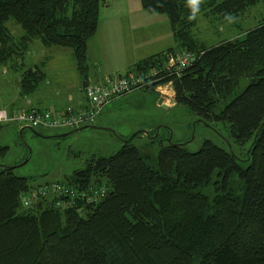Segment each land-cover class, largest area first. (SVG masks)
Wrapping results in <instances>:
<instances>
[{
	"label": "trees",
	"instance_id": "1",
	"mask_svg": "<svg viewBox=\"0 0 264 264\" xmlns=\"http://www.w3.org/2000/svg\"><path fill=\"white\" fill-rule=\"evenodd\" d=\"M101 1L0 0V66L21 68V94L45 78L39 64L25 61L33 41L70 48L87 78V44ZM140 3L166 14L176 45L94 83L130 74L141 78L137 89L171 81L174 103L207 124H227L241 153L210 139L189 151L164 142L167 136L160 138L154 127L145 132L148 144H135L144 133L138 130L113 153L93 154L66 182L34 184L35 176L0 165V264H264V18L234 38L206 44L193 37L187 0ZM258 3L264 0H206L200 10L238 16ZM9 20L23 32L14 36ZM181 52L192 54L190 65L179 72L164 68L168 54ZM153 69L159 79L145 84ZM20 109L30 108L7 111ZM53 182L72 194L51 192ZM92 186L104 187L105 195L92 197ZM63 200L66 207L59 206Z\"/></svg>",
	"mask_w": 264,
	"mask_h": 264
},
{
	"label": "rangeland",
	"instance_id": "2",
	"mask_svg": "<svg viewBox=\"0 0 264 264\" xmlns=\"http://www.w3.org/2000/svg\"><path fill=\"white\" fill-rule=\"evenodd\" d=\"M203 2L206 5V0ZM263 18L264 3H258L238 16L215 14L208 6L200 10L193 18L191 32L198 42L211 44L221 39L234 38L255 26ZM98 24L101 25V32L106 28L108 33L117 31L118 26L121 27L123 34L129 35H126L128 44L134 45L133 39L135 38H151L149 30L133 29L134 25L132 24H151L150 31L153 37L155 35L160 37L150 44V50L147 48V52L140 54L142 56L128 55L127 46L125 49L123 46L115 45L107 53V58H105L106 53H102V60L99 62L88 58V74H91L88 77L90 79L94 77L91 76L95 75L97 67L102 64H104L102 65L104 68L101 70L103 74L113 69H118V72L123 73L126 70L125 67L132 63L131 61L176 45L166 14L146 11L142 8L140 0H102ZM7 27L15 33L14 36L23 32L21 27L12 20L7 22ZM140 31L142 34H139ZM161 31L160 35L158 32ZM137 45L141 47L140 44ZM38 47L40 49L43 47L39 41L31 43L26 51L28 55L25 61L27 64L38 63L53 52V50H47L42 55L38 51ZM51 47L59 48L58 46ZM31 50H33L32 53H30ZM53 56L54 54L51 57ZM62 56L65 57L54 58V62H51L49 67L51 68L49 72L52 71L53 76L58 71L56 76L50 75V79L47 78L49 83L46 89L52 91L50 96L52 101L68 97L69 92L67 91L59 98L54 96L57 87L64 89L70 83L79 81L73 55L66 53ZM17 69L0 66V110L4 107L3 102L9 99L13 92H16L21 72V68ZM57 81L59 84H56ZM160 90L169 93L170 98L172 95L174 96L171 84L161 86ZM160 90L156 87L154 89H135L130 93L126 92L117 96L100 110L93 127L74 130L64 136L60 135L68 132L67 130L41 127H37V129L44 136L32 134L28 128H24L20 133L23 124L15 121L2 122L0 125V146L7 148L4 153L0 152V165L16 166L14 172L18 175L35 176L34 184L45 181L66 182V176L70 175L74 169L83 167L86 160L93 154L113 153L119 148L123 139L130 137L138 130H144V133L135 138V144H148L145 132L157 126H162L156 132L159 133V137L163 139L167 136V141L164 142L171 141L184 145L189 151L198 149L204 139H210L219 146L241 153V148L233 141L227 124L222 122L207 124L192 113L187 106L174 104L173 99L166 102L171 107H163L158 104V98L161 96ZM158 144V141L152 143L151 152H156ZM43 195L50 196L48 193Z\"/></svg>",
	"mask_w": 264,
	"mask_h": 264
},
{
	"label": "crops",
	"instance_id": "3",
	"mask_svg": "<svg viewBox=\"0 0 264 264\" xmlns=\"http://www.w3.org/2000/svg\"><path fill=\"white\" fill-rule=\"evenodd\" d=\"M132 25H134L133 29L136 28V29L142 30L144 28L146 30H149V33H150L149 35H151V38L150 37H143L142 39H136L135 38V39H133L134 45L132 43L128 44L126 41L127 33L123 34V29H121V27L118 26L117 31H111L110 33H112V34H110V33L106 32V30H105L106 28H104L103 32H101V25L98 24L95 34L89 39L88 44H87V62H88V58H91L93 61L95 60L96 62L101 61L102 60V53L103 54L106 53L105 58H107L108 57L107 53L110 52L114 48L115 45L123 46L125 49L127 46V50L129 51L128 55H131V56L134 54L136 56H142L140 54H143V53L147 52L148 50H150L151 49L150 44H152V42L155 39L159 38L160 36L155 35L153 37V34L150 31L151 24H132ZM170 31H171V29H170ZM158 33L161 35L162 31L158 32ZM139 34H142V32L140 31ZM143 34H144V31H143ZM171 34H172V32H171ZM127 36H129V35H127ZM172 38H173V36H172ZM173 40H174V38H173ZM115 42H116V44H115ZM128 42H129V39H128ZM121 43H124V44L122 45ZM137 44H140L141 47H139ZM45 47H47V48H45ZM58 47L59 48H54L51 46L48 47V46L43 45V47L41 49H40V47L37 48L38 51H40L42 55L47 50H53V52L49 53L48 57L45 56L44 60L42 59L41 61H39L37 63L40 65V67H42V69L45 72L44 80H42L40 82V84L32 92L26 93V94H21L19 86H17L16 90H15L16 92L15 93L13 92V94L10 96V98L6 99L5 102H3V106H4V107H2L3 109H6L8 111H12V110L17 109V108L35 107V108H38L41 110H51L52 113H54V114H59V113H63V112L70 111V110L71 111L82 110V109L87 108V106H88V101H87V98L85 95V86L82 85L83 81L86 82V84L94 83V82L101 81L103 79V77H105L107 75L120 73L117 71L118 69H113L112 71H106L103 74L101 70L104 68V67H102V65H104V64H102L100 67H97L95 75L91 76V77L94 76L93 78L90 79L88 77V75H91V74H87V78L84 79L81 76V74L77 71L76 63H75V71L77 72V74L79 76L78 77L79 81L77 83H73V82L70 83L64 89L61 87H57L58 89L56 91H54V96H57L59 98L61 96V94H64V92L67 91V92H69L68 97H65V99H63V100L60 99V100L52 101L50 99L52 91H49L46 89V86L49 83L47 78L50 79L49 76L50 75L53 76V74L51 73L52 71L49 72V70L51 69V68H49L50 63L54 62V58L65 57V56H62L63 54L68 53V55H70V54L73 55V52L70 48L60 47V46H58ZM147 48H149V49L146 50ZM166 48H168V47H166ZM162 50H164V49H161L160 51H162ZM32 52H33V50L30 51V53H32ZM41 54H40V56H41ZM52 54H54L53 57H51ZM27 55L28 54L26 53L25 59H27ZM145 56L147 57V55H145ZM73 58H74V56H73ZM141 59H142V57H141ZM130 60H128V62H130ZM138 60H140V59H136L134 61H131L132 63H129V65L135 63ZM105 61H107V59H105ZM33 64H35V63H33ZM127 67H125V68L127 69ZM114 72H116V73H114ZM57 74H58V71H56V73H54V76H56ZM56 84H59V82L57 81ZM17 92H18V94H17ZM159 96H160V94H159ZM167 107H171V105H168Z\"/></svg>",
	"mask_w": 264,
	"mask_h": 264
},
{
	"label": "built area",
	"instance_id": "4",
	"mask_svg": "<svg viewBox=\"0 0 264 264\" xmlns=\"http://www.w3.org/2000/svg\"><path fill=\"white\" fill-rule=\"evenodd\" d=\"M193 59L194 57L192 54L186 52H181L176 55L168 54L164 68L179 72L186 66L190 65ZM157 73L158 70L153 69L149 74H146L145 77L147 80L145 81V84H152L158 80L159 78L156 77ZM170 84L171 81L159 84L156 86V89L160 90L161 86ZM140 86H142L141 78L134 75L130 74L128 78L114 75L112 78L106 79L104 83H89L86 85L85 95L88 101V106L85 109L78 111L70 110L59 114H54L51 110H39L36 108L20 109L11 113L2 109L0 110V122L19 121L30 127L57 128L62 130L91 125L95 123L101 108L112 98L140 88ZM160 92L165 103L173 98V95L170 98V94L163 90H160ZM50 188L52 190L51 192L57 191L59 194L64 195L69 193L72 194V190H68L64 185H60L56 182L51 183ZM39 191L41 195L45 194L43 191ZM90 192L92 193V197L99 198L105 195L106 189L104 187L92 186L90 187ZM35 196V193L31 196H24L23 204L28 205ZM68 203L69 201L67 202L66 200H63L60 201L59 206L66 207Z\"/></svg>",
	"mask_w": 264,
	"mask_h": 264
},
{
	"label": "water",
	"instance_id": "5",
	"mask_svg": "<svg viewBox=\"0 0 264 264\" xmlns=\"http://www.w3.org/2000/svg\"><path fill=\"white\" fill-rule=\"evenodd\" d=\"M82 85H83V86H86L87 84H86V82L83 81V82H82ZM158 104L162 105V106L165 107V108H167V106H168V105L164 102V98H163L162 96H160V97L158 98ZM262 125H263V122H262L261 125L259 126V128H258L257 132L255 133V135H257V133H258L259 129L262 127ZM86 127H89V126H81V127L76 128V130L84 129V128H86ZM90 127H93V125L90 126ZM159 127H160V126H157V127H156V130H158ZM28 128H29L33 133L37 134L38 136H44V135L38 133L37 131L33 130L30 126H28ZM21 131H22V128L20 129V133H21ZM65 134H67V133H63V134H61V135H65ZM135 134H136V132H134V133H133L130 137H128L127 139H123V141H126V140L132 138ZM25 161H26V160H25ZM25 161H24V162H25ZM24 162H23V163H24ZM9 167H14V166H9Z\"/></svg>",
	"mask_w": 264,
	"mask_h": 264
},
{
	"label": "clouds",
	"instance_id": "6",
	"mask_svg": "<svg viewBox=\"0 0 264 264\" xmlns=\"http://www.w3.org/2000/svg\"><path fill=\"white\" fill-rule=\"evenodd\" d=\"M202 2L203 0H187V6L190 8V12H191L189 19L195 18V16L199 13L200 5Z\"/></svg>",
	"mask_w": 264,
	"mask_h": 264
}]
</instances>
